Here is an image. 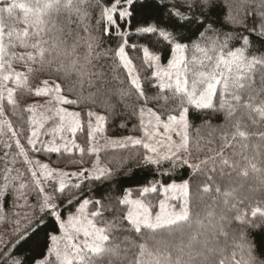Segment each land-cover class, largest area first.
Listing matches in <instances>:
<instances>
[{
  "label": "snow or ice",
  "instance_id": "obj_1",
  "mask_svg": "<svg viewBox=\"0 0 264 264\" xmlns=\"http://www.w3.org/2000/svg\"><path fill=\"white\" fill-rule=\"evenodd\" d=\"M93 6L100 8V18L97 20L98 31L103 36L116 35L121 38L116 49H107L103 54L107 55L114 51L120 65L127 70L130 83L138 98L144 101V105L148 103V96L141 88L139 77L133 74L132 61L125 52L128 46V40L123 39L128 35L124 30L125 26L136 20L137 33L141 34L140 38L149 45L144 46L142 51L143 62L150 68L155 67L161 59L159 55L150 52V47L158 45L161 42L160 38L168 42L172 58L168 60L167 69L153 71L152 75L160 80V93L167 89L171 95L169 97L157 94L153 99L166 101L169 98L178 99L180 107L178 116L171 113L157 114L152 108H147V113L155 119V124H152L151 120L145 123V107H140V130L143 138L125 137L111 143L120 147L126 144L142 146L146 153L143 154L141 163L149 168L156 165L159 170L165 163L170 164L171 169H175L178 164L186 166L192 169L193 176H204V180L198 184L199 192L208 196H212V193L216 195L212 196V203L205 206L203 215L200 212L195 214L194 223L197 230L188 235L185 242L184 226L191 228L193 224L190 180L183 181L179 185L171 183L165 186L153 183L150 187H143L140 196L158 191L165 194V199L159 200L158 211L150 210L153 209L150 203L140 199H129L131 192L126 190L125 196L118 200L119 205L130 206L126 214L122 209L117 210L111 204L105 205L103 198L83 199L82 202L77 201L78 215H69L65 219L63 214L57 211L59 205L49 203L50 200L59 197L45 192L44 185L47 182L59 177V186L53 185V192L59 193L62 197L68 193L65 199L71 203L79 191H82L85 180H106L112 173L106 167L99 166V159L94 169L81 168L71 173L58 168L48 170L47 164H39L36 161L42 171L39 175L31 168L29 171L35 188L43 197L40 207L44 215L35 221V225H39L45 216L54 218L57 223L54 224L51 233H45L41 241L33 240L38 236L40 229L37 227L32 231L34 225L30 222L0 250V264H9V262L10 264H105V260L107 264H116L126 257L129 251L127 248L122 249L119 244L112 243L113 230L123 228L124 221L128 222V226L123 230L135 234V238L131 240L125 237V241H129L136 248L131 264H264V226H261L264 221L258 224L247 220L243 210L246 198H237L234 195L235 188L222 189L220 183L225 180L229 184L233 183V172L247 177L249 167L253 172H261L249 157L236 153L229 156L227 149L233 146L237 137H247V133L241 130L245 126V116L251 118L253 113H257L261 119H264V101H261L259 106H255L257 97L264 95V13L260 14L261 22L258 27L253 24L248 28L245 18H238L231 12L227 14L222 12L221 0H104L103 3L101 0H77L76 3H73V0H28L27 3L0 0V71L9 70L8 74L0 75V101L5 99L6 92L8 105L16 107L14 93L21 86L22 81L25 84L27 82V75L14 72L13 61L19 60L29 65L28 73L34 71L30 66L32 64L43 67L47 63L51 66L59 56L58 50L61 44L66 42L45 37H49L54 31L63 33V27L57 28L63 14H67L65 18L68 22H71L72 15L77 17L83 15L87 18V9ZM14 9L23 12L22 30L10 23L16 20ZM138 14L141 18L137 20ZM84 30L89 32V37L85 41L87 52L83 59L77 55L69 65L61 63L55 68V75L44 79L42 86L35 89V96H48L54 93L55 102L58 104H77L78 99H70L63 95L64 86L61 80L75 76L81 85L85 78H88L91 84L92 77L102 75L95 71L93 63L101 55L96 51L101 41L91 35L87 25ZM246 33H254V35ZM154 37L157 39L154 40ZM18 47L24 51L17 53L15 50ZM131 47L136 49L137 45L133 44ZM75 48L76 46L73 45L74 54ZM188 54H191L190 59ZM164 77H167V80ZM257 78L261 85L259 89L255 86ZM10 81L16 87H8ZM28 92L31 94L30 89ZM34 107L31 106L26 111L32 112ZM203 111L223 113L225 120L232 122L233 131L231 134L224 132L218 150L208 149L210 152L215 151V155L204 159L196 157L197 162L192 163L188 135L190 114H199ZM55 112L59 116L60 124L52 130L53 136L63 131L75 136L78 130H82L81 113L69 112L59 107ZM163 115H167L166 121L162 120ZM87 116L90 145L87 152L98 154L100 148L91 144L94 132L103 131L105 117L96 115L92 111H89ZM92 117L97 121L95 130L92 128ZM28 122L30 125H37L26 138L27 144L34 152L61 154L63 150V153L70 154L74 148L79 149L81 153L85 151L74 139L68 141L65 136H59L63 141L59 144L55 139L47 142L39 140L41 135L39 129L43 128L44 124L33 117H30ZM161 127L163 132L159 130ZM5 128L15 139L18 154L25 157L26 164H32L33 161L28 159L24 146L17 138L22 132L13 129L5 116L4 106L0 103V135ZM173 132L179 137L178 142L173 140L171 135ZM47 134L49 133H45ZM261 136L264 137V133H261ZM235 155H240L241 158H233ZM242 161L247 166L241 167ZM165 174L161 173V175ZM5 181L6 183L0 186V199H6L12 187L7 175ZM20 187L23 188L24 185L21 184ZM169 192L179 193L178 204L170 203L171 200H176L177 196L168 197ZM89 205L95 210L86 212ZM108 211H115L113 220L104 218V213ZM258 214L264 217V209L260 207L251 209L252 217ZM199 229L205 231L201 232ZM57 230L61 235L56 234ZM177 231L180 232L181 238L179 243H173L169 237H173ZM29 232L31 234L26 236ZM199 236H205V239L201 242L198 240ZM29 241H33L34 249L29 255L21 254L23 255L21 259L17 252ZM229 246L233 249L231 256L227 260L220 258L218 262L214 261L213 258L226 252ZM236 249L241 253L240 259L236 257ZM174 252L177 253L175 257Z\"/></svg>",
  "mask_w": 264,
  "mask_h": 264
},
{
  "label": "trees",
  "instance_id": "obj_2",
  "mask_svg": "<svg viewBox=\"0 0 264 264\" xmlns=\"http://www.w3.org/2000/svg\"><path fill=\"white\" fill-rule=\"evenodd\" d=\"M9 2H11V0H9ZM17 2L27 3L28 0H17ZM76 2L77 0H73V3ZM103 2L104 0H101V3ZM221 4L224 14L231 12L232 15L238 18H245L248 28H251L253 24L258 27L261 22L260 14L264 13V0H221ZM87 11V18H84L83 15L81 17L72 15L71 22H68L65 18L67 14H63L60 23L57 24L58 29L63 27V33L54 31L50 33L49 37H45L46 39L62 40L66 42L61 44L58 50L59 56L51 66L47 63H45L43 67L39 64H32L30 66L34 68V71L28 73L27 69L29 65L25 64L23 61H13V70L20 68L23 74L27 75V82L26 84H21L14 93V100L17 102L16 107L8 105L7 99L2 101L5 109V116L12 124L15 131L22 132L17 138L20 139L21 144L27 150L29 156L32 159L37 158L39 161L47 164L49 170L58 168L61 171L69 173L77 172L81 168L92 170L97 166V159H99V166L106 167L111 171L112 175L106 180H85L82 185V191H79L72 199L71 203L65 199L68 193H65V196L62 197L59 193L53 192V185H55V187L59 186V177H56L44 185L46 193L59 197L58 199L50 200L49 203L59 205L57 211L58 213H62L65 219H67L69 215H78L77 209L79 203H77V201L82 202L83 199L98 200L103 198L105 205L111 204L115 209H122L123 213L126 214L130 206L118 204V200L125 196L126 190L131 192L129 199H140L145 203H150L153 206V209L150 210L158 211L159 200L165 199V194L162 191H158L156 193L149 192L144 196H140L139 193L143 187H150L153 183L165 186L171 183L179 185L183 181L190 180L193 224L191 228L187 225L184 226L183 239L186 242L188 235L197 230V226L194 223L195 214L200 212L201 215H203L205 206L211 204L212 196L216 195L212 193V196H208L198 191V184L204 180V176H193L192 169L179 164L175 169H171V165L168 163L163 164L159 170H157L156 165H152L151 168H149L141 163L143 154L146 153V150H144L142 146L126 144L124 147H120L118 144L111 143V141H119L125 137L143 138V133L140 130L139 117V109L142 106L145 107V123L151 120L152 124H155V119L147 113V108H152L157 114L171 113L173 115H179L180 107L178 99L173 100L169 98L167 101L164 99H153L157 94L169 97L171 95L167 89H165L163 93H160V80L152 75L153 71L167 69L168 60L172 58L168 42L160 38L161 42L158 45L150 47V52L161 57L156 63V66L150 68L143 62L142 51L144 46L149 45L140 38L141 34L137 33L136 20H133L131 24L125 26L124 30L128 33L127 36L123 37V39L128 40V46H126L125 52L132 61L134 69L133 74L139 77L141 88L148 96V103L144 105V101L138 98V94L130 83L127 70L120 65L119 59L115 57L114 51L107 55L103 54L107 49H116L121 42V38L116 35H112L111 37L103 36L102 33L98 31L99 26L97 25V20L100 18V8L93 6L89 7ZM14 14L16 20L10 21V23L15 28L22 30L24 27L21 23L23 20V12L19 9H14ZM140 18L138 14L137 20ZM86 25L89 27L91 35L101 41L100 47L96 49L101 55L99 59L94 60L93 63L95 64V71L102 75L92 77L91 84H89L88 78H85L81 85L75 76H70L67 79L61 80L64 86L63 95L68 96L70 99H78L79 102L73 105L60 104L61 107L71 112L81 113L82 130H78L75 136L69 133V138H66L70 141L74 139L85 151L81 153L79 149L74 148L70 154L63 153V150L61 154L48 153L46 151L34 152L26 141L27 136L31 134V130L37 127L36 124H29L28 121L30 117H33L39 122H45L44 127L39 129L41 133L39 140L47 142L56 138L50 134V129H53V123L56 120V116H52L55 112V101L53 100L55 94L37 97L34 95L35 89L42 86V81L44 79L50 78V75L54 76L55 68L61 63L69 65L72 60L76 59L77 55L83 59V56L87 52L85 41L89 37V32L84 30ZM246 34L254 35V33ZM79 37H84V39H79ZM153 39L155 40L157 38L154 37ZM5 43H7V37H5ZM93 43H95V41H93ZM133 44L137 45L136 49L131 47ZM73 45L76 46L75 54L73 53ZM30 50L31 49H29V51ZM15 51L20 53L24 50L18 47ZM188 58H191V54H188ZM164 79L167 80V77H164ZM255 86L258 89L261 87L258 78ZM28 89L31 90V94H29ZM49 101H52V103H48ZM261 101H264V95L257 97L255 106H259ZM31 106H35L34 111H26V109ZM89 111L105 117L103 131L94 132V139L91 144L93 147L100 148L98 154H90L87 152V148L90 146L88 142L89 117L87 116ZM162 120L166 121L167 115H163ZM91 123L93 130H95L97 126L95 117L91 118ZM231 123L232 122L225 120L223 113H215L212 111H203L199 114L191 113L189 120L190 126L188 128L190 152L193 157L191 162L196 163V157L204 159L207 156L215 155V151L210 152L208 149L218 150L220 148L222 144L221 137L224 132L227 131L231 134L233 131ZM244 125L245 126L241 130L247 133V137H237L233 142V146L227 149V154L233 156V154L236 153L249 157V159L261 169V172H253L249 167V175L247 177L239 176L237 172H233V183L229 184L227 180L221 181L220 183L222 189L235 188L236 192L234 195L237 198H246L243 206L246 219L260 224L261 221H264V217H261L259 214L256 217H252L251 209L255 207L264 209V137L261 136V133H264V119H261L257 113H253L251 118L245 116ZM159 130L163 132L162 127ZM45 133L49 134L45 135ZM171 135L174 141H179V137H177L174 132L171 133ZM157 139H163V137H157ZM55 140L57 142L58 139ZM37 147H39V144H37ZM161 151L165 150L161 149ZM233 158L240 159L241 156L235 155ZM245 166L247 165L242 161L241 167ZM162 172L166 174L161 175ZM2 175L1 184L4 185L6 183L5 175H7V171L3 170ZM9 180L12 185L10 194L6 199H0L2 212L0 224L7 232V238L5 242L0 244V250L17 235L12 231V225L16 217L19 185L18 180L11 177H9ZM23 185L24 187L21 188L22 195L25 197L26 203L32 205L36 212V216L31 217L25 227H27L30 222L34 225L32 231H35L36 228L39 227L40 231L38 236L34 237L33 240L39 239L42 241L45 233H51L54 224L57 222L54 218L45 216V219L41 221L39 225H35V221L41 215H44L40 207L43 197L39 195L33 180H27ZM167 196H177V199L171 200L170 203H179L178 192H169ZM94 210L95 209L89 205L86 212ZM114 216L115 211L104 213V218L106 220H113ZM98 226L104 225L98 224ZM127 226L128 222L124 221L123 228H127ZM261 226H264V224H261ZM123 228H116L113 230L112 243L119 244L122 249L127 248L129 251L126 257L117 261L116 264H131L135 256L136 248L129 241H125V237H129V240H131L135 238V234L128 233L124 231ZM199 231L203 232L205 230L199 229ZM30 234V232L26 233V236ZM56 234L61 235L59 230H57ZM180 238L181 234L179 231H177L173 237H169L173 243H179ZM204 239L205 236L198 237V240L201 242ZM62 246L61 244V247ZM12 247L14 248L15 246L13 245ZM33 249L34 243L33 241H29L19 249L17 255L22 259L23 255H29ZM232 251V247L229 246L226 252L216 255L213 259L217 262L220 258L227 260L231 256ZM175 255H177V253L174 252L173 256L175 257ZM236 257L237 259L241 258L239 249H236ZM105 264H107V260H105Z\"/></svg>",
  "mask_w": 264,
  "mask_h": 264
},
{
  "label": "rangeland",
  "instance_id": "obj_3",
  "mask_svg": "<svg viewBox=\"0 0 264 264\" xmlns=\"http://www.w3.org/2000/svg\"><path fill=\"white\" fill-rule=\"evenodd\" d=\"M8 72H9L8 69H4L3 71H0V75L8 74ZM14 72H19V73L23 74V71L20 68H18L17 70L15 69ZM13 79H14V76H13ZM23 83L24 82L22 81L21 84H23ZM7 86L8 87H15L16 85L10 81V82H8ZM4 95H5V99H6V92L4 93ZM53 100L55 101L54 98H53ZM0 103H2V101H0ZM57 107L63 108L60 106V104L55 102V109ZM67 111H69V110H67ZM69 112H71V111H69ZM52 116L53 117L56 116V120L53 123V129H54V128L59 126L60 119H59V116L56 115V112H54ZM66 119H70V118H66ZM40 123L45 125V122H40ZM49 127H48V129H49ZM53 129L52 128L50 129L51 132ZM51 132H50V134H51ZM59 136H65V137L69 138V132L63 131V132L58 133L55 136L56 137L55 139H58L56 142L58 144L63 143V141H61L59 139ZM68 141H70V140H68ZM5 145H9V146L6 147ZM0 150H1L0 151V186H2L1 177H3V175H2L3 170L7 171L8 177H11V178H14L15 180H18V185H19L18 202H17V209H16V217H15L13 225H12V231L15 234H18V232L20 230L24 229L26 224L29 222L30 218L36 216V212H35L34 208L32 207V205L26 203L25 197L22 195L20 185L24 184L27 180H33L32 176H31V172L29 171L30 168L33 171H36L38 175L42 171V169L35 163L36 161H38L39 164H45V163L39 161L37 158L32 159L29 156L27 150L25 149L28 159L33 161L32 164H26L24 162L25 157L20 156L18 154L19 150L15 146V139L12 138L11 133H9L6 128L4 129L3 134L0 135ZM5 153H7V155H5ZM1 215H2V212H1V205H0V218H1ZM6 238H7V232L5 229H3L1 227V224H0V244L5 242Z\"/></svg>",
  "mask_w": 264,
  "mask_h": 264
}]
</instances>
